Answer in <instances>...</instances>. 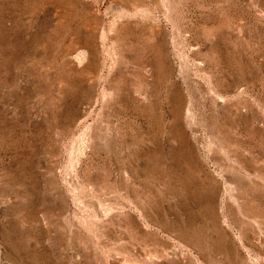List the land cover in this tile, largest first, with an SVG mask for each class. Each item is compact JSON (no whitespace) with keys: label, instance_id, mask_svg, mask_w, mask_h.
<instances>
[{"label":"rangeland","instance_id":"rangeland-1","mask_svg":"<svg viewBox=\"0 0 264 264\" xmlns=\"http://www.w3.org/2000/svg\"><path fill=\"white\" fill-rule=\"evenodd\" d=\"M0 264H264V0H0Z\"/></svg>","mask_w":264,"mask_h":264},{"label":"bare ground","instance_id":"bare-ground-1","mask_svg":"<svg viewBox=\"0 0 264 264\" xmlns=\"http://www.w3.org/2000/svg\"><path fill=\"white\" fill-rule=\"evenodd\" d=\"M147 86L149 87V83H147ZM140 92H141V94H143V96L145 97V100H147L148 98H149V95H148V93L147 92H144L143 91V88L141 87L140 88ZM141 102V101H140ZM175 103V105H176V110H177V107L179 108V107H181V105H182V98H181V96H180V94L178 93V92H174L173 94H172V103ZM142 103V102H141ZM142 108V107H141ZM261 168V167H260ZM259 170H261V169H259ZM197 200V199H196Z\"/></svg>","mask_w":264,"mask_h":264}]
</instances>
